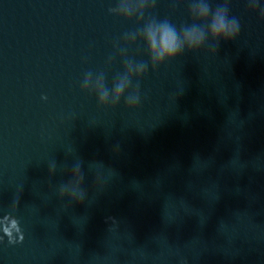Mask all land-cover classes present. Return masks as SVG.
<instances>
[{"label":"water","instance_id":"obj_1","mask_svg":"<svg viewBox=\"0 0 264 264\" xmlns=\"http://www.w3.org/2000/svg\"><path fill=\"white\" fill-rule=\"evenodd\" d=\"M0 264H264V0H0Z\"/></svg>","mask_w":264,"mask_h":264},{"label":"clouds","instance_id":"obj_2","mask_svg":"<svg viewBox=\"0 0 264 264\" xmlns=\"http://www.w3.org/2000/svg\"><path fill=\"white\" fill-rule=\"evenodd\" d=\"M194 14L206 18L208 9L200 6ZM238 31V25L229 21L223 11H217L210 23L209 34L214 39L234 38ZM204 40V33L195 29H185L183 35L177 33L171 25L164 23L154 29H149L148 48L150 54L159 62L165 59H172L177 56L185 46L194 49L200 46Z\"/></svg>","mask_w":264,"mask_h":264}]
</instances>
